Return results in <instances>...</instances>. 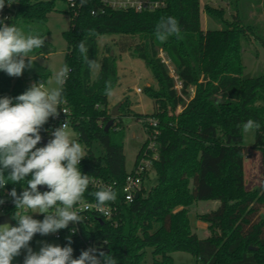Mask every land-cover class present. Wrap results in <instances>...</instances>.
<instances>
[{
	"label": "trees",
	"instance_id": "obj_1",
	"mask_svg": "<svg viewBox=\"0 0 264 264\" xmlns=\"http://www.w3.org/2000/svg\"><path fill=\"white\" fill-rule=\"evenodd\" d=\"M58 1L18 0L10 7L6 3L0 18L7 17L6 22L18 28L46 22L51 13L57 12ZM153 1L165 5L139 12L113 9L103 0H87L83 6L76 0L74 8L69 4L71 28L63 33L68 45L64 64L72 71L64 85V104L70 111V127L87 151L79 167L83 174L118 183L115 202L120 209L117 226L97 220L89 230L81 225V231L86 238L105 242L116 264H177L172 257L176 252L192 255L196 264H264V186L252 191L245 187L247 151L241 131L249 119L260 124L254 148L261 151L264 168V74L243 78L241 52L248 36L264 42L262 28L249 17L253 5L250 3L243 13L238 0H229L233 9L229 18L224 7L206 6L207 15L221 29L205 31L200 0ZM169 16L178 20L180 35L161 43L155 37V26L161 17ZM105 36L138 38L140 42L132 49L135 58L146 64L158 83L157 90L145 89L155 101L156 110L144 118L158 121L159 134L154 139L158 156L153 160L156 184L147 195L143 189L139 198L129 204L124 203L122 195L128 174L125 132L117 124L106 131L110 114L105 82L111 81L113 90L119 73L118 58L109 45L100 56V39ZM81 40L86 41L89 59L100 61L96 75L78 51ZM160 51L182 81V95L188 96V87H195L194 97L182 114L177 109L185 101L175 90V80L159 57ZM40 53L34 50L29 55L34 59ZM50 77L49 70L35 63L20 77L0 71V98H15L32 83L47 82ZM135 117L141 119L142 115ZM50 120L51 117L45 128ZM145 127L153 135V129L147 124ZM149 143L147 138L135 166ZM152 155L149 151L148 157ZM148 175L143 176V183ZM26 186L25 182L9 183L0 188V198L13 188L20 194ZM94 191L88 188L82 199L96 201L91 195ZM199 201L221 203L217 210L198 215L208 224L209 234L204 239L192 230L189 220L191 206ZM3 210L12 218L16 209L14 206ZM71 241L73 258H78L82 252L80 242L77 238Z\"/></svg>",
	"mask_w": 264,
	"mask_h": 264
},
{
	"label": "clouds",
	"instance_id": "obj_2",
	"mask_svg": "<svg viewBox=\"0 0 264 264\" xmlns=\"http://www.w3.org/2000/svg\"><path fill=\"white\" fill-rule=\"evenodd\" d=\"M6 3L10 7L13 0H0V12ZM80 3L83 6L87 0ZM7 19L0 18V71L20 77L25 69L34 67L29 54L43 48L46 37L25 35L15 24H8ZM180 31L175 17H161L155 26V37L164 43L173 35L179 38ZM78 51L90 71L100 69L96 60L89 59L85 40L78 44ZM71 71L64 64L53 74L54 87H46L53 80H39L15 98H0V188L9 183L27 185L20 194L15 188L9 193L16 209L12 216L16 226L0 225V264H12L22 249L26 251L23 264H116L111 253L96 248L84 250L78 258H73L71 237L63 247L45 242L39 252H34L29 246L37 233L46 236L68 228L70 223L82 224L83 217L75 206L94 183L80 170L79 165L86 157L85 146L72 138L67 120L51 132L52 138L45 146L37 147L43 126L50 117H57L63 111L60 106L66 103L64 85ZM105 94L112 95L111 81L105 82ZM259 128L258 122L249 119L242 124L241 131L249 134ZM39 186L48 190L41 192ZM91 195L96 200V209L105 214L108 203L117 199L111 185L100 186ZM33 213L43 214L44 219H34Z\"/></svg>",
	"mask_w": 264,
	"mask_h": 264
},
{
	"label": "rangeland",
	"instance_id": "obj_3",
	"mask_svg": "<svg viewBox=\"0 0 264 264\" xmlns=\"http://www.w3.org/2000/svg\"><path fill=\"white\" fill-rule=\"evenodd\" d=\"M17 1L13 0L12 5H16ZM200 1L202 6L208 4L212 7H224L228 18L233 12L232 7L229 6V0H216L214 3H210L209 0ZM258 1L259 3L257 4L256 2ZM237 3L240 7H244L243 13L248 11L247 9L250 3H252L253 7L251 8L249 17L262 28V36L264 37V0H238ZM68 9L69 0H59L57 12L51 13L46 22H36L19 27L25 35L32 34L46 37L45 46L37 49L41 53L33 59L35 64L51 72L49 80H53V83L51 85L46 83V87L55 86L53 74L64 65L68 45L63 37V33L71 28V17L67 14ZM201 24L203 28H206L203 15L201 17ZM220 27V25L218 26L216 22L212 21L208 28L216 30ZM139 42L138 38H119L115 36H105L100 39V56L105 54L106 47L109 45L111 53L118 58L119 82L112 90V95H109L108 108L111 120L112 111L121 104L118 115L114 118L113 127L116 124L120 125L125 132L124 155L127 172H132L135 169L137 155L149 135L144 124V118L145 116H151L156 110L155 101L149 97L145 89L148 87L155 90L158 89V83L153 77L151 70L141 59L135 58L132 49ZM126 48H129V50ZM122 50H125V52H122ZM241 52L244 65L243 78L250 79L263 75L264 42L257 41L253 36H248L241 45ZM98 63L100 64V61ZM172 68L174 69V67ZM98 72L99 70L94 71V74L96 75ZM136 89H141L142 92L137 93ZM167 110L168 113H172L170 108H167ZM136 114L142 115V118L135 117ZM68 131L72 138L79 142L76 133L71 127L68 128ZM243 138L244 147L247 151L244 162L245 187L247 190L252 191L264 186L263 156L260 150L254 148L256 131L254 133L243 134ZM147 174H149L148 179L143 184L146 195L156 184V173L152 165H149ZM220 205V201H199L191 206L189 212L190 225L199 238H206L209 232L208 224L200 220L198 215L215 211ZM4 215L5 211L2 208V204H0V217ZM32 215L34 219L41 221L44 219L43 214L33 213ZM262 215L264 217V209ZM45 242L61 246L60 241L56 239V233L46 236H34L29 246L34 252H39L42 244ZM25 255L26 251L22 249L21 254L13 259L12 264H23ZM172 257L177 264H196V259L188 253L176 252L172 254Z\"/></svg>",
	"mask_w": 264,
	"mask_h": 264
},
{
	"label": "built area",
	"instance_id": "obj_4",
	"mask_svg": "<svg viewBox=\"0 0 264 264\" xmlns=\"http://www.w3.org/2000/svg\"><path fill=\"white\" fill-rule=\"evenodd\" d=\"M214 2L215 0H211ZM104 3H106L107 6L118 9V10H127V9H134L136 11L142 12V11H153L160 7H164L163 2H157L153 0H103ZM69 4L72 8L76 7V0H69ZM159 57L161 58L162 62L165 64V66L169 69L170 75L175 80V90L178 92V94L184 99L185 104L178 107L177 112L178 114H182L187 105L190 103L191 99L194 97L195 94V87L190 86L187 89L188 96L182 95L183 90V83L177 76V72L175 69H173L171 61L167 58L165 53L163 51H160ZM137 93H141V89H136ZM61 110L60 114L57 117H51L49 127L45 128V125L41 129V137L47 140H50L52 138L51 132L54 131L56 128L60 127L61 124H63L66 120L69 124L70 128V111L65 106V104H62L60 106ZM145 124L151 129H153V135H148V139H150V143L146 147V149L143 152L142 158L139 161L137 166H134L135 169L132 172H128L124 185L122 187V195L124 198V203L129 204L134 201L136 198V195L139 194L141 191H143V176L147 174L149 171V165L153 166V160L157 159V145L154 141L156 136L159 134L157 131L158 127V121L154 118H148L145 121ZM43 145H37V147H42ZM149 151L153 152L152 158H149ZM91 177V176H90ZM94 183L89 185V188L93 190H98L100 186H107L111 185L114 190L118 187V183L113 181H105L103 179L91 177ZM41 192L47 191V190H41ZM10 191H7L3 198H0V200H3L4 203H2V208H10L14 207V203L12 202V198L9 195ZM19 194V193H17ZM96 201L89 202L88 200L81 199V201L75 206V208L79 211V214L83 217L82 224H72L70 223L68 228L65 232H61L59 230L56 232V239L60 241V243L63 244V246L68 245V237L77 238L80 242L82 251L87 250L89 248H96L98 251L100 249H106L105 248V242L94 240L91 238H86L84 234L81 231V225L85 226L87 230L92 229L95 227V222L97 220H104L111 222L112 225L117 226L119 224L120 219V212H119V205L114 201L106 206V213L99 212L96 207ZM75 230V231H73Z\"/></svg>",
	"mask_w": 264,
	"mask_h": 264
},
{
	"label": "water",
	"instance_id": "obj_5",
	"mask_svg": "<svg viewBox=\"0 0 264 264\" xmlns=\"http://www.w3.org/2000/svg\"><path fill=\"white\" fill-rule=\"evenodd\" d=\"M120 106H121V104L112 111V114H111L112 115V119L106 125V131H109L110 128L113 126V124H114V118L117 117ZM48 141L49 140L42 138L41 139V142L39 143V145L45 146ZM39 189H41V190H48L46 186H39ZM136 198H139V194L136 195ZM6 223L7 224H11L13 226L15 225V222L11 218L10 214H5L3 217H0V225L6 224ZM39 235H41V234L37 233L34 236H39ZM250 249L251 250H254L255 248H252L251 247ZM99 251H103L105 254H109V250L108 249H100Z\"/></svg>",
	"mask_w": 264,
	"mask_h": 264
},
{
	"label": "crops",
	"instance_id": "obj_6",
	"mask_svg": "<svg viewBox=\"0 0 264 264\" xmlns=\"http://www.w3.org/2000/svg\"><path fill=\"white\" fill-rule=\"evenodd\" d=\"M216 1V0H215ZM214 1V2H215ZM209 2L210 3H214V2H212L211 0H209ZM200 6H201V9H200V14H201V17H202V15L204 16V19H205V22H206V28H203L205 31H207V30H212V29H209L208 27L210 26V24L212 23V21L213 22H215L213 19H211L208 15H207V13H206V11H205V9H206V6H210V5H208V4H205V5H203L202 6V4H201V1H200ZM216 7H218V6H216ZM218 25V24H217ZM219 26V25H218ZM221 29V27L219 28V29H216V30H220ZM244 166H245V163H244Z\"/></svg>",
	"mask_w": 264,
	"mask_h": 264
}]
</instances>
